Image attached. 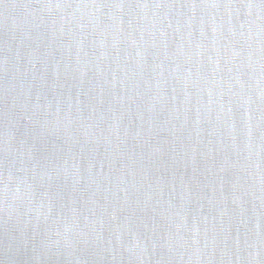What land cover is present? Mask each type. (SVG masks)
Wrapping results in <instances>:
<instances>
[{
	"label": "water",
	"instance_id": "water-1",
	"mask_svg": "<svg viewBox=\"0 0 264 264\" xmlns=\"http://www.w3.org/2000/svg\"><path fill=\"white\" fill-rule=\"evenodd\" d=\"M0 264H264V0H0Z\"/></svg>",
	"mask_w": 264,
	"mask_h": 264
}]
</instances>
